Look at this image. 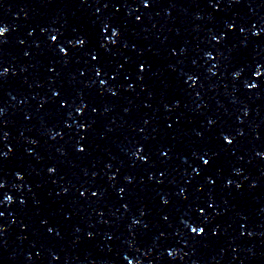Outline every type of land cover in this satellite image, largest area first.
I'll return each mask as SVG.
<instances>
[{
    "label": "snow or ice",
    "instance_id": "snow-or-ice-1",
    "mask_svg": "<svg viewBox=\"0 0 264 264\" xmlns=\"http://www.w3.org/2000/svg\"><path fill=\"white\" fill-rule=\"evenodd\" d=\"M195 231V230H194Z\"/></svg>",
    "mask_w": 264,
    "mask_h": 264
}]
</instances>
